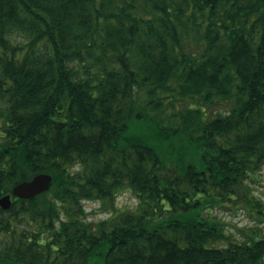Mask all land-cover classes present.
<instances>
[{"label": "trees", "instance_id": "16d2710c", "mask_svg": "<svg viewBox=\"0 0 264 264\" xmlns=\"http://www.w3.org/2000/svg\"><path fill=\"white\" fill-rule=\"evenodd\" d=\"M263 167L264 0H0V264H264Z\"/></svg>", "mask_w": 264, "mask_h": 264}, {"label": "rangeland", "instance_id": "374dc122", "mask_svg": "<svg viewBox=\"0 0 264 264\" xmlns=\"http://www.w3.org/2000/svg\"><path fill=\"white\" fill-rule=\"evenodd\" d=\"M252 192L263 200L264 205V167L256 173L254 180H251ZM117 205L120 207L135 208L138 204L137 197L129 191H125L117 196ZM258 203V202H257ZM86 205L89 210L96 209V212L91 214L93 218H103L109 215L106 211L101 210V204L97 201H88ZM258 206L254 208H236L223 207L222 209H216L215 213L226 220L228 228L237 236L244 238V232L248 231L253 226H259L264 229V214L257 212Z\"/></svg>", "mask_w": 264, "mask_h": 264}, {"label": "water", "instance_id": "95a60500", "mask_svg": "<svg viewBox=\"0 0 264 264\" xmlns=\"http://www.w3.org/2000/svg\"><path fill=\"white\" fill-rule=\"evenodd\" d=\"M53 181V176L48 173H39L31 180L22 181L16 185L11 193H8L0 198V205L3 208H9L13 202V197L19 198H31L46 192L49 187L50 183Z\"/></svg>", "mask_w": 264, "mask_h": 264}]
</instances>
